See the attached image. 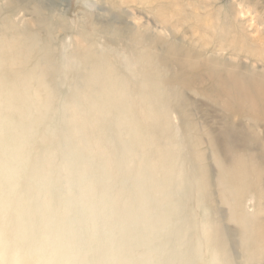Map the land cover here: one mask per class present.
<instances>
[{"label":"bare ground","instance_id":"1","mask_svg":"<svg viewBox=\"0 0 264 264\" xmlns=\"http://www.w3.org/2000/svg\"><path fill=\"white\" fill-rule=\"evenodd\" d=\"M156 1L147 2L148 8L165 29L162 31L170 33V38L164 34L152 36L150 28L130 30L129 35L118 29L111 32L114 35L110 41H132L134 54H127L125 49L113 54L104 46L99 48L97 56L83 55L76 47L70 58L75 61L74 66L84 71L76 76V88L64 107L61 138L81 156L73 160L65 156L61 166L68 189L53 198L50 193L58 190L52 187L57 182L50 183L44 177L53 164L60 165L55 160L46 163L42 160L41 165L35 161L37 179L42 181L39 192H46L48 199L30 209L23 197H19L17 204L23 208H19L18 214L34 212L36 215L40 211L49 215L55 210L61 214L71 209V203H76L82 206L87 218L99 217L100 224L90 231L88 246L78 243L77 234L63 229L62 222L36 240L21 235L22 229L18 226L13 233L16 245L13 251L30 245L32 251L28 256L37 264H119L126 247H130L131 253L127 260L123 256L120 264H130V261L131 264H195L211 242H216L211 264H221L219 248L227 256V264H233L225 245V231L215 222L199 223L192 212L183 213L191 203L203 201L196 195L191 196L199 180L196 181L194 174H188L187 157L198 159L194 164L205 179L202 190L206 199L209 169L204 158L208 151L205 144L209 142L211 152L218 158L219 179L230 181L228 185L223 184L226 186L222 189L223 199L235 208L250 190L247 180L262 177L264 17L259 15L255 4L246 0H235L234 12L230 9L226 14L217 6V0H185L182 5L177 0L158 1L154 6ZM168 4L173 14L166 13ZM24 7L23 1L9 0L6 11L9 16L0 19V168L10 176L17 172L9 168L11 163L16 162L20 168L29 159L30 138L20 135L30 137L39 121L54 118L51 113L54 94L50 88L45 89L53 65L48 60L35 59L39 54V38L21 28L10 15ZM252 13L258 14L257 19L238 18ZM225 20L235 29L232 35L225 28ZM250 21L258 22L253 28L247 24ZM261 26L263 31L258 28ZM189 32L191 36H186L190 37L187 40L185 35ZM254 33L259 35L254 37ZM111 45L107 44V48H112ZM139 75L141 79L135 81L134 77ZM186 89L207 96L231 116L227 136L191 118ZM44 91L46 96L42 95ZM176 113L184 121L183 130L173 119ZM17 123L27 129L19 131ZM158 125L161 130L156 129ZM171 126L173 134L169 133ZM71 135L78 139L72 141ZM12 137L17 141L14 148L7 145ZM8 147L10 154H14L13 150L16 153L5 155ZM96 152L100 155L92 156ZM75 163L77 167L73 169ZM94 164H99L101 172L91 175ZM96 180L102 182L105 191L96 192ZM255 186L264 204V181L258 180ZM95 198L107 210L97 214ZM235 208L231 210V217L242 223V233H254L259 238L264 233V225L256 219L247 221ZM117 219L126 221L117 227L118 233L113 228ZM97 227H104L105 233L95 232ZM155 232L163 235L152 239ZM139 233H147L144 243L153 245L154 242L159 246L145 245L138 249ZM84 246L96 248L102 256L92 255ZM3 247L4 242L0 244V264ZM136 251L142 252L136 255ZM45 252L49 254L45 256ZM10 261L11 264L20 262L17 256Z\"/></svg>","mask_w":264,"mask_h":264},{"label":"rangeland","instance_id":"2","mask_svg":"<svg viewBox=\"0 0 264 264\" xmlns=\"http://www.w3.org/2000/svg\"><path fill=\"white\" fill-rule=\"evenodd\" d=\"M16 1H23L25 3V9L16 10L10 15H12V18L21 26V28H25L24 30L27 29L31 34L35 33L39 38L40 45L37 50L39 54H35V59L40 58L43 62L48 60L50 61L48 64H52L54 68L52 69V76L47 79L48 83L45 88H50L54 94V103L51 108V113L52 116L54 115V118L50 121H39L35 133L30 137L20 135L23 136V138H30L31 147H29L28 151L29 159L27 160V164L20 168H18L19 165L16 162L9 165L10 169H15L18 173L15 172L10 176L9 174H5L0 168V234L3 233L0 236V244L4 242L2 264H11L12 261L10 260L15 256L19 257V264H37L35 260H33V257L28 256L29 251H32L30 245H22L17 252L13 251L16 247L13 233H16L18 226L22 229L19 231L21 235L36 240L40 235L45 234L49 228L57 227V225L59 226V222H62L64 223L63 229L77 234V242L86 245L89 240L90 231L96 227V224H98V226L100 224L99 217H95L93 220L87 218L84 215L82 206L76 203H71V209L61 214L55 210L49 215L41 213L40 211L36 212L35 215L33 210H30L33 205H41L48 199V194L46 195V192H39L41 187L40 183L42 181L37 179L39 173L36 171L38 167H36L37 163H35V161L40 164V162L46 163V161L51 162V160H55L60 165L55 166L53 164L54 167H51L50 172L46 173V176L44 177L46 178L45 180L50 183L54 181L57 182V185L52 187L58 188L59 191L52 190L53 192L50 193V197L53 198L57 196L59 197L61 195L60 192L68 189L66 177L64 176L65 173L61 166L63 159L65 156L71 160L74 158L77 159L81 156L74 149L72 150L74 146H68L65 139L61 138L63 131L61 125L63 123L62 119L65 111L64 107L69 97L73 94V90L76 88V76L82 74L84 71L82 67L74 66L73 63L75 61L70 59L76 52V47H79L78 49H80V53H83V55L97 56L99 48H103L104 46H106L105 48L108 51L110 50L113 54H116L115 51L120 49H125L127 54H134L131 48L133 45L132 41L127 39L110 41L111 36L114 35L111 33L113 30L119 29L122 33H125V35H129L130 30L137 32L143 30L147 31V29L150 28L149 33H151L152 36L165 35L164 37L166 38H170V33L167 30L162 31L164 28L158 23L155 14L149 10L147 2L152 0H143V3H139L138 0L135 2L125 1L123 3L117 2L116 0ZM158 1L166 3L171 2V0ZM158 1L154 2V6ZM177 1L182 5L185 0ZM234 1L235 0H217V6L221 9L223 14L229 12L230 9L231 12H234V9H232V3ZM7 2H9V0H0V19L9 16V13L6 12ZM246 2H250L252 5L255 4L259 11V15L261 14L264 17V0H246ZM165 10L168 14H173L172 12H174L171 5ZM256 13L248 14L243 17L239 16L238 18L242 21L252 17L257 19L256 16L258 14L256 15ZM257 22L255 21V23ZM255 23L253 21L247 22L249 25L252 24L253 28L256 26ZM228 25L230 24L226 21L225 28L230 30L232 35V32L235 29ZM106 28H108V30H106ZM258 28H260V31H263L262 26ZM248 29L250 30V28ZM181 35L182 30L179 36ZM188 35L191 36V33L189 32L185 35L187 40L190 38L186 37ZM258 35L259 33L253 34L254 37H257ZM81 36H83V38H81ZM196 37H198V34ZM107 44H112V48H107ZM90 66H93V64L90 63ZM141 77V75L138 77L135 76L134 80L138 81ZM186 91L189 102L191 103L187 106V111L192 115L191 118L201 126H209L214 128L217 132H222L223 135L227 136L229 129H231V116H227V114L222 111L221 107L215 105L207 96L199 95L190 89H186ZM42 95L46 96V91H44ZM65 113L70 116L69 112ZM173 119L176 124L181 127V130H183L184 121L179 113H176L175 118ZM21 124L22 123H17V126L20 128L19 131H25L27 127ZM156 129L161 130V126L158 125V128ZM169 133H175L174 127L171 126ZM179 135H183L182 131H180ZM250 136L251 135H249V137ZM69 138L72 139V141L78 139V137L75 138L72 135L69 136ZM161 138L163 139V136H161ZM162 141L163 140H161V142ZM7 143V145L12 146V148L17 145V141L14 137L8 139ZM205 147L208 148L204 162L209 169V197H206V199L203 198L204 190L202 189L205 186V179L202 178L199 168L194 164L198 159L194 156H188V174H194L196 181L199 180L196 182L197 187L195 193L197 194L192 193L191 196L193 195L195 197L196 195L197 198L199 197V199L203 201L199 200L200 202L197 203L198 205H195L194 202L191 203L189 207L184 209L183 213L192 212L196 215V220L199 223L205 224L215 222L225 231L224 240L231 263L264 264V233H261L259 238L254 237V233H242V223L237 222L231 217V210L235 207L231 205V202L223 199L222 193V189L225 188V185H228L230 181L226 179V181L224 180L222 182L219 179V171L221 170L217 165L218 158L211 152L209 142L205 144ZM54 148L57 149L54 150ZM12 152L15 154L16 150H13ZM4 153L5 155H9L11 153L10 147L6 148ZM98 155H100L99 152L92 154V156ZM76 163L73 164V169L77 167ZM92 168L93 171L91 172V175H96L101 172L99 164L92 165ZM258 180L264 181V173L261 178H250L247 180V183L250 185V190L247 196L242 200L241 205L235 209H237L241 216L247 221L248 219H256V221L260 220V223L264 225V204H261L263 200L261 199L260 192L255 186ZM224 183L225 185H223ZM200 184H202V188H200ZM94 187L98 193L105 191V186L100 180H96ZM252 196L253 199H251ZM19 197H23L22 200L25 201L27 205H30V209H28L33 213H29V215L24 214L22 216L20 213L18 214L20 207L17 204V201L20 200ZM97 198H95L94 201L97 203L98 209H95V212L98 214V212L107 210V207L105 208L102 206ZM2 205H5L4 209L2 208ZM22 208L23 207L20 209L22 210ZM60 215H62V218H60ZM252 215L254 217H250ZM60 219L62 221H60ZM122 223L125 224L126 221L117 219L113 222V228H116V233H118L117 227L123 225ZM95 232L105 233V228L97 227ZM146 235L147 233H139L137 237L135 236L137 238L136 241L139 243L137 245L138 249L144 248L145 245H150V242L144 243V240H146L147 237ZM161 235H163V233H152V239H157ZM152 243L153 245L150 246H154V248L159 246V243ZM214 245H216V242L209 243L206 247L207 251L201 254L199 261L195 264H211L212 253L215 249ZM84 247L79 248L83 249ZM86 249H88V252L92 255L98 257L102 256V252L94 247H86ZM123 250V256H125V260H127L131 253V249L130 247H126L123 248ZM141 252L142 251H136V255H140ZM219 252L221 254V264H227V256L223 254L220 248ZM48 254L49 252L44 253L45 256ZM122 257H119V264L122 262ZM113 261L115 260L112 259V262ZM131 263L133 262L130 261V264Z\"/></svg>","mask_w":264,"mask_h":264}]
</instances>
